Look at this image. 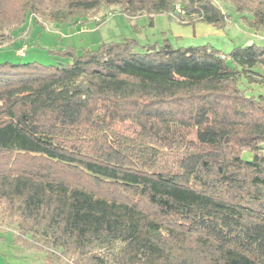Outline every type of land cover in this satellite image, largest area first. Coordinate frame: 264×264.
<instances>
[{"label":"trees","instance_id":"obj_1","mask_svg":"<svg viewBox=\"0 0 264 264\" xmlns=\"http://www.w3.org/2000/svg\"><path fill=\"white\" fill-rule=\"evenodd\" d=\"M216 1L264 29V0H0V44L107 7L133 19L179 5L223 30L231 14ZM48 54L70 63L0 64L13 246L43 264H264V93H249L264 44L223 55L124 39Z\"/></svg>","mask_w":264,"mask_h":264},{"label":"rangeland","instance_id":"obj_2","mask_svg":"<svg viewBox=\"0 0 264 264\" xmlns=\"http://www.w3.org/2000/svg\"><path fill=\"white\" fill-rule=\"evenodd\" d=\"M222 10L231 14L223 30L198 20H188L185 15L160 14L142 15L133 19L118 13L117 7L100 8L97 11L77 15L74 23L47 24L42 29L32 25L23 32H14L16 37L10 43L0 44V64H25L37 62L42 65L70 63L69 59H60L48 54L49 50H60L73 47L78 52L94 49L101 43L133 39L139 46L169 44L172 48L210 47L223 55L229 54L234 48L245 44H264V29L254 30L243 23L234 13L233 6L215 2ZM98 20V22H96ZM248 25V26H247ZM26 47L23 56L17 55L20 48ZM17 51V52H16ZM258 83L249 85L250 94L264 93V77L254 76ZM243 157L250 159L251 154L244 152ZM4 214H0V235L8 240L18 234L16 224H10ZM121 247L116 242L106 246L98 253L110 258ZM42 260L43 254L36 253Z\"/></svg>","mask_w":264,"mask_h":264},{"label":"crops","instance_id":"obj_3","mask_svg":"<svg viewBox=\"0 0 264 264\" xmlns=\"http://www.w3.org/2000/svg\"><path fill=\"white\" fill-rule=\"evenodd\" d=\"M11 238L8 241L0 235V264H43L35 252L13 246Z\"/></svg>","mask_w":264,"mask_h":264},{"label":"built area","instance_id":"obj_4","mask_svg":"<svg viewBox=\"0 0 264 264\" xmlns=\"http://www.w3.org/2000/svg\"><path fill=\"white\" fill-rule=\"evenodd\" d=\"M175 13L176 14H178V15H182L184 12H183V10L180 8V6L179 5H176L175 6ZM96 22H98V20L96 21ZM26 51V47L24 46V47H22V48H20L19 50H18V52H17V55H19V56H23ZM222 58H223V56H222Z\"/></svg>","mask_w":264,"mask_h":264}]
</instances>
